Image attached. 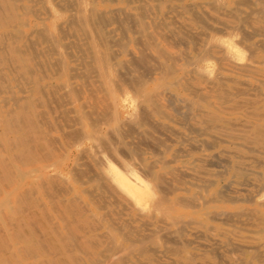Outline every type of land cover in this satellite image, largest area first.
Returning <instances> with one entry per match:
<instances>
[{
    "label": "rangeland",
    "instance_id": "obj_1",
    "mask_svg": "<svg viewBox=\"0 0 264 264\" xmlns=\"http://www.w3.org/2000/svg\"><path fill=\"white\" fill-rule=\"evenodd\" d=\"M34 1L0 66V264H264V0H87L102 39Z\"/></svg>",
    "mask_w": 264,
    "mask_h": 264
},
{
    "label": "bare ground",
    "instance_id": "obj_2",
    "mask_svg": "<svg viewBox=\"0 0 264 264\" xmlns=\"http://www.w3.org/2000/svg\"><path fill=\"white\" fill-rule=\"evenodd\" d=\"M26 1L27 0H0V66L1 67H4V66H2V65H4V64H6V65H13L14 67L15 66H17V67H23L24 65H26V63H27V61H28V58L26 57V55H25V50H23L22 48H21V46H20V40H21V38L23 37L22 35L25 33V32H27V29L25 28V26H27V25H29V26H31V18H32V16L34 15L36 18H38L39 17V14H40V12H41V10L40 11H35L34 10V8L32 7V5H27L26 4ZM29 2H36V1H34V0H28ZM41 1V3H42V5H43V8H46L47 9V13H48V15H50V18H55V17H57V14H56V12H54L53 11V7L55 8V5L57 4L56 2H54L53 0H40ZM53 1V2H52ZM180 1H182V0H180ZM71 2V1H70ZM74 2H75V7H74V10H75V15H76V18H78V19H80L79 21L81 22L80 24H83V22H84V20L87 18V17H85V15H86V9H89L90 10V12H94L93 11V9H95L96 10V8H94V7H92L93 6V4H90V5H92L91 7L92 8H89V7H87V3H88V1L87 0H74ZM40 3V2H39ZM214 3V2H213ZM72 4V2L70 3V6L72 7L73 5H71ZM58 6H59V4H57ZM146 5V4H145ZM215 5H216V3H215ZM69 6V5H68ZM67 6V7H68ZM57 8V7H56ZM63 9H64V7H62ZM191 8V7H190ZM59 9H61V8H59ZM71 9H73V7L71 8ZM138 9V8H137ZM140 9V8H139ZM62 10V9H61ZM60 10V11H61ZM68 10V9H67ZM213 10H215V9H213ZM110 11V10H109ZM120 11V10H119ZM189 11V10H188ZM69 12H72V11H69ZM96 12V11H95ZM94 12V13H95ZM104 12V11H103ZM193 12V11H192ZM196 12V11H195ZM204 12V11H203ZM73 13V12H72ZM105 13V12H104ZM144 13V12H143ZM194 13V12H193ZM205 13V12H204ZM257 13V12H256ZM97 14V15H96ZM126 14V13H125ZM145 14V13H144ZM92 15H94L93 17L94 18H92ZM91 16H89V14L87 15L88 17H91L92 19L91 20H93V21H95V19H97L96 17L97 16H99L98 15V13L96 12L95 14H92ZM123 15V14H122ZM208 15V14H207ZM96 16V17H95ZM75 16H74V14L71 16V18H74ZM85 17V19L83 20V18ZM112 19H113V16H110ZM128 17H129V15H128ZM127 17V18H128ZM81 18H82V20H81ZM124 18H126V17H124ZM135 18V17H134ZM40 19H41V17H40ZM75 19V18H74ZM73 19V20H74ZM102 19H104V17L102 18ZM106 19V18H105ZM114 19H115V17H114ZM137 18H135V20H136ZM139 19V18H138ZM90 19L89 20H86V22L87 21H91ZM98 20H99V18H98ZM97 20V21H98ZM129 20V19H128ZM133 20V19H132ZM131 20V21H132ZM135 20H133V21H135ZM142 20V19H141ZM144 20H145V18H144ZM72 21V20H71ZM93 21H91V22H93ZM100 21H101V19H100ZM105 21V20H104ZM112 21V20H111ZM122 21V20H121ZM206 21V20H205ZM74 22V24L77 22V24H78V21H73ZM91 22H89V23H91ZM136 22V21H135ZM142 22V21H141ZM165 22V21H164ZM207 22V21H206ZM72 23V22H71ZM88 23V22H87ZM87 23H85L84 22V24L83 25H81L80 26V28L83 26L84 27V29H83V27H82V30H84V32L86 33L87 32V29L88 28H86V26H88V25H90V30H91V25H92V23L91 24H88L87 25ZM96 23V22H95ZM102 23H104L103 21H102ZM134 23V22H133ZM137 23H139L138 21H137ZM203 23H205V22H203ZM79 24V25H80ZM93 24H94V22H93ZM111 24V23H110ZM143 24V23H142ZM166 24V23H165ZM202 24V23H201ZM242 24V23H241ZM79 25H77V26H79ZM86 25V26H85ZM95 25H97V23L95 24ZM121 25H124V24H121ZM208 25V24H207ZM24 27V30H22L21 31V29H20V31L19 32H12L11 31V29H18V27ZM97 26H99V25H97ZM129 26V25H128ZM210 26V25H209ZM212 26V25H211ZM210 26V27H211ZM106 27V26H105ZM121 27H123V26H121ZM174 27H176V26H174ZM205 27V26H204ZM207 27V26H206ZM213 27V26H212ZM230 27V26H229ZM228 27V28H229ZM45 28H47V27H45ZM45 28H44V30H45ZM86 28V29H85ZM94 27H93V25H92V30L94 31V29H93ZM99 28H100V26H99ZM99 28H97V29H95L96 31L97 30H99ZM154 28H156V27H154ZM238 29H239V27H237ZM236 28V29H237ZM240 28H241V26H240ZM61 29V28H60ZM120 29V28H119ZM62 30V29H61ZM129 30H130V28H129ZM147 29L145 28V30L144 31H146ZM172 30V29H171ZM189 30V29H188ZM37 31V30H36ZM35 31V32H36ZM39 31V30H38ZM37 31V32H38ZM41 31H43V29L41 30ZM40 31V33H42ZM48 31V30H47ZM88 31H89V29H88ZM117 31V30H116ZM256 31V30H255ZM95 32V31H94ZM98 32H100V30L98 31ZM96 33V37L98 36V37H100L101 38V36H99V35H97V34H99V33ZM102 32V31H101ZM139 32V31H138ZM62 33V32H61ZM94 33V34H95ZM133 33V32H132ZM149 33V32H148ZM49 34V33H48ZM64 34H66V33H64ZM89 34H90V32H89ZM91 34H92V32H91ZM100 34H102V33H100ZM123 34V33H122ZM28 35V34H27ZM50 35H51V33H50ZM127 35V34H126ZM44 37H45V35H43ZM42 36V37H43ZM85 36V35H84ZM86 36L88 37V35L86 34ZM91 38H92V36L91 35H89ZM178 36V35H177ZM94 37V36H93ZM28 38V37H27ZM56 38V37H55ZM63 38V37H62ZM105 38V37H104ZM191 38V37H190ZM102 39V38H101ZM101 39H100V41H101ZM156 39V38H155ZM192 39V38H191ZM90 40V39H89ZM119 41H120V39H118ZM185 40V39H184ZM92 41V40H91ZM95 41V40H94ZM59 42V41H58ZM105 43H106V41H104ZM112 42V43H111ZM118 42V41H117ZM143 42V41H142ZM25 43V42H24ZM71 43V42H70ZM90 43V42H89ZM94 43V42H93ZM92 43V44H93ZM115 42H113L112 40H110V43L109 44H114ZM136 43L137 44H139L137 41H136ZM85 44V43H84ZM92 44H90L91 45V49L93 48L92 47ZM116 45H118L117 43H115ZM121 44V43H120ZM144 44V43H143ZM143 44H140V45H143ZM31 45H32V43L30 42V44H29V46L31 47ZM101 45H103V44H101ZM107 45V44H106ZM147 45V44H146ZM113 46V45H112ZM111 46V47H112ZM120 46H122V45H120ZM69 47V46H68ZM103 47H104V45H103ZM125 47V46H124ZM147 47V46H146ZM55 48V47H54ZM247 48V47H246ZM32 49H34V46H33V48ZM57 49V48H56ZM87 49H89V48H87ZM145 49H147V48H145ZM27 50H28V48H27ZM34 50H36V48L34 49ZM51 50V49H50ZM143 50V49H142ZM57 51V50H56ZM70 51V50H69ZM83 51V50H82ZM81 51V52H82ZM145 51V50H144ZM144 51H143V53H144ZM34 52V51H33ZM37 52V51H36ZM35 52V54H37ZM93 52V51H92ZM102 52V51H101ZM130 52V51H129ZM252 52V51H251ZM253 52H254V50H253ZM41 53V52H40ZM67 53V52H66ZM73 53V52H72ZM90 53H91V51H90ZM115 53V52H114ZM117 53V52H116ZM151 53V52H150ZM54 54V53H53ZM52 53H51V55H53ZM56 54H57V52H56ZM91 54H93V53H91ZM145 54V53H144ZM33 55V54H32ZM43 55V54H42ZM59 55V54H58ZM96 55H97V53H96ZM95 55V56H96ZM101 55V54H100ZM107 55H109V54H107ZM116 55V54H115ZM120 55V54H119ZM152 55V54H151ZM150 55V56H151ZM33 56H35V55H33ZM32 56V57H33ZM72 56V55H71ZM35 57H37V56H35ZM103 57V56H102ZM53 58V57H52ZM57 58V57H56ZM138 58H139V56H138ZM150 58H152V57H150ZM149 58V59H150ZM38 59V58H37ZM85 59V58H84ZM93 59V58H92ZM99 59V58H98ZM112 59H114V58H112ZM152 59H154V58H152ZM41 60V59H40ZM82 60H83V58H82ZM95 60V59H94ZM97 60V59H96ZM102 60V59H101ZM36 61V60H35ZM73 61H75V60H73ZM109 61V59L107 60L106 59V62H108ZM142 61H144V60H142ZM40 62H42V61H40ZM56 62V61H55ZM54 62V63H55ZM89 62V61H88ZM103 62V61H102ZM105 62V61H104ZM111 62V61H110ZM36 63H37V61H36ZM35 63V64H36ZM57 63V62H56ZM61 63H63V62H61ZM65 63V62H64ZM90 63H92V62H90ZM142 63V62H141ZM175 63H177V62H175ZM44 64V63H43ZM84 64V63H83ZM99 64V63H98ZM109 64H111V63H109ZM151 64V63H150ZM34 65V64H33ZM42 65V64H41ZM53 65V64H52ZM56 65V64H55ZM63 65V64H62ZM62 65H60V66H62ZM92 65V64H91ZM104 66L103 67H105V63L103 64ZM119 65V64H118ZM123 65V64H122ZM131 65V64H130ZM27 66V65H26ZM59 65H57V67H58ZM115 66V65H114ZM113 66V67H114ZM126 66H127V64H126ZM147 66V65H146ZM154 66V65H153ZM16 67V68H17ZM25 67V66H24ZM28 67V66H27ZM41 67V66H40ZM63 67V66H62ZM111 68H112V65L110 66ZM148 67H150V66H148ZM32 68V69H31ZM31 70L29 71V73L31 74L32 72H33V67L31 66ZM37 68V67H36ZM41 68H43V65H42V67ZM71 68V67H70ZM106 68V67H105ZM104 68V69H105ZM115 68V67H114ZM134 68H136V66L134 67ZM155 68H156V66H155ZM4 69V68H3ZM44 69V68H43ZM61 69V68H60ZM72 69V68H71ZM110 69V68H109ZM121 69V68H120ZM56 70V69H55ZM91 70H92V68H91ZM96 70H98V68L96 69ZM136 70V69H135ZM88 71V70H87ZM105 71H106V69H105ZM113 71H115L114 69H113ZM128 71V70H127ZM45 72V71H44ZM56 72H57V70H56ZM59 72V71H58ZM106 72H108V71H106ZM119 72V71H118ZM137 72H140V71H137ZM162 72H164V71H162ZM91 73H93V72H91ZM97 73V72H96ZM171 73V72H170ZM33 74V73H32ZM46 74V73H45ZM61 74H63V73H61ZM60 74V75H61ZM73 74V73H72ZM98 74V73H97ZM120 74V73H119ZM118 74V75H119ZM57 75H58V73H57ZM74 75V74H73ZM73 75H71V77L73 76ZM99 75V74H98ZM108 75V74H107ZM129 75H130V73H129ZM171 75V74H170ZM79 76V75H78ZM143 76V75H142ZM147 76V75H146ZM39 77H40V75H39ZM45 77V76H44ZM84 77V76H83ZM107 77V76H106ZM110 77H111V75H110ZM118 77V76H117ZM133 77H134V75H133ZM148 77V76H147ZM114 78V77H113ZM118 78H120V77H118ZM118 78H117V80H118ZM127 78H128V76H127ZM139 78V77H138ZM41 79V78H40ZM97 79V78H96ZM143 79V78H142ZM30 80V79H29ZM108 80V79H107ZM109 80H110V78H109ZM136 80H138V79H136ZM140 80V79H139ZM144 80V79H143ZM98 81V80H97ZM141 81V80H140ZM82 82V81H81ZM118 82V81H117ZM132 82V81H131ZM139 82V81H138ZM143 82V81H142ZM31 83V82H30ZM88 83V82H87ZM100 83H102V82H100ZM108 83H109V81H108ZM114 83V82H113ZM137 83V82H136ZM64 84V83H63ZM91 84V83H90ZM134 84H135V82H134ZM10 85V84H9ZM116 85V84H115ZM7 86V85H6ZM141 87H142V85H140ZM61 87V86H60ZM63 87H64V85H63ZM62 87V88H63ZM65 87H67V86H65ZM111 87V86H110ZM72 88V87H71ZM70 88V89H71ZM114 88H116V86L114 87ZM73 89V88H72ZM76 89V88H75ZM111 89H113L112 87H111ZM22 91L23 92H25L24 91V89H22ZM32 90H30V92H31ZM57 91V90H56ZM73 91H75V90H73ZM44 92V91H43ZM65 92V91H64ZM67 92V91H66ZM65 92V93H66ZM106 92H108V91H106ZM108 93H110V92H108ZM114 94V93H113ZM15 96V95H14ZM14 96H12L11 98H12V100L13 99H15V97ZM29 96H31L32 97V95H29ZM5 97V96H4ZM8 97V96H7ZM7 97H5V98H7ZM22 97H24V95H22ZM4 98V99H5ZM10 97H9V99H11ZM17 98V97H16ZM105 98V97H104ZM4 99H1V100H4ZM19 99H21V96H19ZM36 100H37V98H35ZM34 99V100H35ZM63 99V98H62ZM108 98H106V100H107ZM203 99V98H202ZM17 100H18V98H17ZM16 99H15V101H17ZM57 100V99H56ZM105 100V101H106ZM5 101V100H4ZM8 101V100H7ZM14 101V100H13ZM14 101V102H15ZM53 101V100H52ZM64 101H65V99H64ZM169 101V100H168ZM190 101V100H189ZM13 102V103H14ZM66 102V101H65ZM191 102V101H190ZM189 102V103H190ZM12 103V104H13ZM15 103H17V102H15ZM14 103V104H15ZM207 103V102H206ZM4 104H6V101H5V103ZM3 104V105H4ZM13 104V105H14ZM38 104H40V102L38 101ZM59 104V103H58ZM192 104V103H191ZM16 105V104H15ZM60 105H61V103H60ZM167 105V104H166ZM5 106V105H4ZM191 107V106H190ZM189 107V108H190ZM52 108V107H51ZM50 108V109H51ZM180 108V107H179ZM191 109V108H190ZM52 110V109H51ZM193 110V109H192ZM191 110V111H192ZM42 111V110H41ZM115 111V110H114ZM72 112V111H71ZM100 112V111H99ZM37 114H38V112H37ZM41 114H44V113H41ZM108 114V113H107ZM152 114V113H151ZM110 115V114H109ZM44 117V116H43ZM99 117V116H98ZM162 117V116H161ZM81 118V117H80ZM164 118V117H163ZM191 118V117H190ZM4 120V119H3ZM39 120H40V118H39ZM155 120V119H154ZM21 121V118H19L18 116H10L9 117V124L11 125V126H13V125H15V123H17V122H20ZM41 121V120H40ZM103 121V120H102ZM109 121V120H108ZM107 121V123H109ZM129 121V120H128ZM43 122V121H42ZM94 122H97V120L95 121L94 120ZM146 122V121H145ZM46 123V122H45ZM51 123V122H50ZM49 123V124H50ZM131 123V122H130ZM158 123V122H157ZM156 124V123H155ZM58 125V124H57ZM97 127V126H96ZM130 127V126H129ZM111 128V127H110ZM170 128V127H169ZM205 129V128H204ZM166 130H167V128H166ZM173 130V129H172ZM129 131V130H128ZM110 134V133H109ZM127 134V133H126ZM148 134V133H147ZM160 134H161V132H160ZM120 135V134H119ZM109 137H110V135H109ZM103 138H105V136L103 137ZM119 138V137H118ZM113 139V138H112ZM102 140V139H101ZM144 140H145V138H144ZM106 141V140H105ZM104 142V141H103ZM1 143V142H0ZM207 143V142H206ZM107 144V143H106ZM129 144V143H128ZM2 145V144H1ZM20 145V144H19ZM107 148V147H106ZM0 150H3V149H0ZM14 150V149H13ZM33 150V149H32ZM111 150V149H110ZM4 151V150H3ZM118 152V151H117ZM0 153H1V151H0ZM83 153V152H82ZM98 153V152H97ZM24 154V153H23ZM22 154V155H23ZM52 154V153H51ZM15 155V154H14ZM81 154H79V156H80ZM97 155V154H96ZM24 156H25V154H24ZM27 156V155H26ZM95 157V156H94ZM111 157V156H110ZM65 158V157H64ZM82 158V157H81ZM5 159V158H4ZM114 159V158H113ZM112 159V160H113ZM83 163V162H82ZM85 166V165H84ZM21 170V169H20ZM22 171V170H21ZM23 172V171H22ZM260 174V173H259ZM21 175V174H20ZM89 178V177H88ZM17 179V178H16ZM21 179V178H20ZM19 180V179H18ZM22 181V180H21ZM224 187V186H223ZM175 191V190H174ZM221 194V193H220ZM27 195V194H26ZM165 195V194H164ZM163 195V196H164ZM227 195V194H226ZM162 196V197H163ZM158 197V196H157ZM159 201V200H158ZM162 201V200H161ZM182 201V200H181ZM228 201H230V200H228ZM183 204V203H182ZM149 205V204H148ZM154 206L155 205H157V204H153ZM183 205H185V203L183 204ZM189 205V204H188ZM157 206H159V205H157ZM154 208H158V207H154ZM141 211V210H140ZM158 211V210H157ZM242 212V211H241ZM219 215V214H218ZM109 223V222H108ZM119 228H120V226H119ZM66 229V228H65ZM129 233V232H128ZM176 233V232H175ZM111 235V234H110ZM114 238V237H113ZM126 240V239H125ZM128 240V239H127ZM74 241H76V239L74 240ZM111 242H113V241H111ZM75 244V243H74ZM115 243H113V245H114ZM75 245H78V244H75ZM135 245V244H134ZM79 246V245H78ZM116 248V247H115ZM72 249V248H71ZM75 249V248H74ZM78 249V248H77ZM114 249V248H113ZM112 249V250H113ZM82 251V250H81ZM111 251V250H110ZM91 252V251H90ZM108 252V251H107ZM115 252V251H114ZM141 252V251H140ZM139 252V253H140ZM80 253V252H79ZM133 253V252H132ZM142 253H144L143 251H142ZM141 253V254H142ZM78 254V253H77ZM83 254V253H82ZM102 254V253H101ZM104 254V253H103ZM115 254V253H114ZM85 255H87V254H85ZM96 257V256H95ZM105 257V256H104ZM108 257H110V256H108ZM213 257H215V256H213ZM115 259V258H114ZM113 259V260H114ZM3 260H6V262L8 263H10V261L8 260L7 261V258L6 259H3ZM104 260V259H103ZM115 260H117V259H115ZM106 261V260H105ZM122 261H124V260H122ZM108 262H110V261H108ZM100 263V262H99ZM109 264V263H108ZM115 264V263H114Z\"/></svg>",
    "mask_w": 264,
    "mask_h": 264
}]
</instances>
